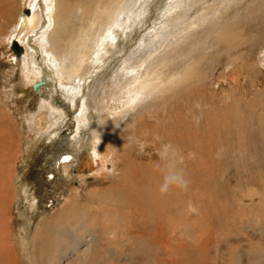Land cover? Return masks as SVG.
<instances>
[{
  "label": "rangeland",
  "instance_id": "374dc122",
  "mask_svg": "<svg viewBox=\"0 0 264 264\" xmlns=\"http://www.w3.org/2000/svg\"><path fill=\"white\" fill-rule=\"evenodd\" d=\"M14 1L3 2L6 8L11 7L13 17L0 14V199L4 205L0 212V264L8 263L2 256L8 247L17 260L14 264H33V254H42L44 264H264V0H235L221 15L219 23L238 15V24H229L240 31L244 41L242 47L235 48H243L239 62L227 53L225 45L212 47L214 28L209 22L197 27L188 40L179 42L170 55L178 64L173 69H179L192 44L201 42L196 45L194 58L209 53L197 77L203 79L196 86L176 88L164 97L147 99L130 119L128 115L119 117V123H124L122 133L111 150L116 164L111 167L107 161L101 166L105 170L91 175L83 164L88 158L87 150L77 154L67 142L75 128L77 109L59 91L57 72L52 73L50 86L44 84L41 90H31L36 79L26 72L31 69L32 58L19 43L23 51L16 62L13 41L6 43V35L17 24L16 10L24 7L25 0ZM167 1L170 0L148 1V20L122 48L110 46L112 58L108 53L105 65L91 69L84 91L98 84L100 92L104 84L113 82L117 63L128 57L135 42L142 40L145 50L150 49L146 33L159 22ZM202 1H207L204 5L216 2H199ZM79 15L70 25L80 23L76 18ZM47 29L49 33L53 27ZM67 30L70 32V27ZM27 44V51L29 46L38 48L34 39ZM170 46L155 51L151 66L166 57ZM34 55L37 61L41 59L37 53ZM241 65L247 69L244 75ZM232 67L236 69L225 77L226 86L213 82L216 74L227 75ZM210 68H215L213 74ZM230 78H236V85ZM224 92L227 95L223 96ZM91 97L90 115L96 121L97 100L92 94ZM47 102L62 112L60 119L53 117ZM85 133L76 136L83 140ZM65 156L70 159L63 160ZM66 165L68 176L62 171ZM170 165L182 170L187 187L171 184L162 193L159 189ZM81 177L84 181H80ZM67 196L71 199L69 206L65 205ZM31 202L35 203L33 209L29 207ZM119 240H124L125 246ZM138 251L142 252L140 256Z\"/></svg>",
  "mask_w": 264,
  "mask_h": 264
},
{
  "label": "bare ground",
  "instance_id": "6f19581e",
  "mask_svg": "<svg viewBox=\"0 0 264 264\" xmlns=\"http://www.w3.org/2000/svg\"><path fill=\"white\" fill-rule=\"evenodd\" d=\"M148 1L149 0H91L90 3H82L83 1L82 2L78 1L76 3H73V2L70 3L69 0H25L24 7H26L25 10L27 12L23 11L21 14L20 11H22V9L20 11H19V8L16 10V12L18 11L17 12L18 13L17 14V24L14 27L15 29L14 28H13L14 30L11 29L10 32L6 35L7 36L6 43L10 44L13 41L12 50H13V54L15 53L14 55H15L16 62H19L20 57H21L20 53H22L23 51L22 50L23 48L19 45V43L24 47L26 54H29L30 57L32 58V61L30 64L31 69H28V71L26 72L30 75V78L32 79L35 78L36 79L35 81L39 80L41 77L44 78V81L41 83V85L37 88L36 91L45 88V86H50L51 85L50 80H53L54 78L52 76V73L56 74L57 72L58 75L57 74L56 75L59 77L58 79L59 91L65 97H68L70 99V102L73 103L74 107L77 109L76 115H75V121H74L75 128L73 129L72 136L67 142L69 143L68 145H71L74 148L75 151L74 150L73 151L76 152L77 154L79 153V150H83V151L87 150L88 158L84 160L83 164H84V167L86 168L85 171L87 170V173L89 175L94 174L96 172L99 173L103 169V167L101 166H105L104 163L107 161H109L111 163L109 165L113 167L114 164L112 163H115L113 162L115 158L113 159L114 156H112V154H115V153H111V150L114 151L112 144L116 143L117 141L116 137H119L121 135L122 133L121 127L124 124V123H119V117L128 115V119H130L131 117H134L137 115V114L134 115L135 110L141 104H143L144 101H146L147 99L153 100L155 97L156 99L160 97H164L168 92L176 88L180 89V88H185V86H188V87L196 86L195 83L203 79V77H200V78H197V77H198V73H200V67L205 62V60L208 58L209 53L206 51L203 53V55L199 56L198 58H194V56L196 55V50H198L196 49V45L200 44L201 42L191 45L190 50L186 54L183 55L184 60L181 59L183 60V63L179 67V69L178 68L176 70L173 69V67L177 64V62H174V60L176 59L173 60L174 55L170 56L171 52L175 48H177V46L179 47V42L181 43V41L183 40L185 41L188 40L192 36L193 34L192 32L195 31L197 27H199L200 25H203L204 23L209 22L210 24L213 25V28H214L213 35L215 38V45L213 44L212 47L215 48L216 46L219 48L220 45L222 46L225 45L224 48H226L227 53L230 56L235 57L236 59L234 60L238 62L242 59V56L244 55V53L241 54V52L243 51V48L236 50L237 48L242 47L241 44L244 42L242 41L243 39L240 37V31L234 30L232 25L229 24V23L231 24L237 23L235 19L238 17V15H234L233 18L227 19L224 23H219L222 17L221 15L228 11V8L235 0H219V1L215 0L216 2L212 1L211 3L207 5H204V3H206L207 1L199 2L200 0H170L169 2L167 1V3L165 4L166 9H163L160 12L159 22L155 23L153 28L146 33V35L149 36V41L151 42L150 49L145 50L144 42L142 40H140L139 43L135 42L136 47L130 51V53L128 54V57L123 60H120L117 63L118 72H115L113 74L115 78L113 82L109 84L108 83L104 84L100 92L98 90L99 89L98 84L92 85L90 88L84 91V87L86 85L85 84L86 79L90 77L91 69L92 68L94 69L96 66L98 67L100 65H105L106 64L105 57L108 53L110 54V57L112 58L113 52H110L111 51L110 46L118 45V47L122 48L130 38L132 37L134 38L135 32L137 31V29L140 26H143L145 24V21L148 20L147 18ZM3 2L4 0L3 1L0 0V6L3 4ZM14 2L16 3V0ZM218 2L219 3L221 2V5H218ZM3 5L5 7L6 3ZM74 10H76L75 13L80 14L79 16L76 17V18H79V21H80L78 25H74V23L70 25L71 20L74 19V17L77 15V14L75 15ZM183 10H185L186 13ZM180 11H182L181 14L185 13V16L181 14L179 16L178 14ZM10 12H11V7H7V8L5 7L4 9L0 8V14L3 16L4 14H10L13 17V14H11ZM16 12L14 14H16ZM44 13L45 15H43ZM77 20L78 19H76V21ZM51 27H53V30L47 33V30H49L47 28H51ZM67 27H70L71 29L70 32H68ZM31 31H32V34L29 36V33ZM40 32H42V34ZM66 33H67V36L65 35ZM204 37L205 36H203V38ZM13 39L16 41H14ZM33 39L35 42H37L38 48H33V46H29L28 48L30 50L27 51L26 45L28 46L29 44L27 43L29 41H32ZM168 44L169 45L171 44V46L168 48L165 54L166 57L165 58L162 57L159 62H157L154 66H151L150 62L154 61L153 56L155 54V51L160 48L166 47ZM16 45L19 46L17 53L15 50ZM45 49H47L48 51H46ZM204 49L206 50V48ZM177 52L179 51L177 50ZM36 53L41 58L39 61L36 60V57L34 55ZM170 57H172V59H170ZM146 63L149 64V67L143 68ZM233 65H238V64H233ZM242 67H244V69ZM240 68L242 70L241 74L242 75L246 74L245 71L247 69L245 68V65H241ZM168 69L172 70V72H169ZM214 69L215 68H210L209 69L210 73L213 74ZM235 69H233V67L230 68L227 71L228 72L227 75H225L224 72L218 75L216 74L215 81L213 82L219 85L221 84L222 86H226L224 82L225 77L234 73ZM196 78L197 80H195ZM235 79L236 78H230L231 82L234 85H236ZM223 82L224 84H222ZM228 90H232V87H229ZM84 92L85 93L87 92V94H85ZM91 94L93 96V100L95 98L97 100V107H95L96 121L91 119V115H90L91 111L89 110V107L91 106L90 103L92 102ZM225 95L227 94L224 92L223 96ZM50 102L49 103L47 102V107L49 106L51 108L50 110L52 111V114L54 115L53 117L57 116L56 118L60 119L62 112H60L58 108L54 106L52 107L50 105ZM143 107L144 106H142V108ZM93 114L94 112H92V117H93ZM199 115L201 114L199 113ZM197 118H200V117H197ZM197 118H195L194 120H197ZM54 120L56 121V119ZM94 122L96 123L94 124ZM52 123L50 122L51 126L54 125V124L52 125ZM47 125H48V122H47ZM88 131L90 134L88 133ZM83 132L84 133L86 132L83 138L84 141L82 140V136L79 138L76 136L77 134L78 135L83 134ZM0 134H2L1 130H0ZM2 136L0 135V137ZM166 136H169V135H166ZM7 137H9L8 132H7ZM162 144H159V145H162ZM159 145H157V147ZM3 152H5V150ZM167 152L169 151H166V153ZM159 156L160 157L162 156V160H165L163 159V155H159ZM136 159L138 158L136 157ZM141 169L143 170V168ZM62 171L64 172V174L67 175L69 171L68 166L67 165L64 166ZM133 172L135 174V172H138V171H133ZM143 172L141 173L144 175ZM80 179H81L80 181H84L85 178L81 177ZM88 179H91V178L89 177ZM134 179H135V176H134ZM115 188L116 187H114V189ZM121 191H123V189ZM134 193H135V190H134ZM0 197H3V195H1ZM125 197H123L124 201H125ZM132 197H134V195ZM126 198H128V196ZM2 201L0 199V212L1 213H2L1 205L4 206L2 204L3 203ZM34 201H36V198L34 199ZM70 202H71V199L68 197L65 202V205H68V206L71 205ZM132 203L134 202L132 201ZM122 204L125 205V203H122ZM134 204H136V202ZM65 205H64V208H65ZM72 205L74 206L76 205V203H73ZM129 205H126V206H129ZM133 206L135 205H132V207ZM29 207H31L32 209L35 208V203L31 202ZM114 209L115 211L117 210L116 207ZM125 212L127 213V211ZM129 212H132V211H129ZM138 215L139 214H137V216ZM137 216L136 218L139 217ZM146 220L148 221L147 218ZM170 220L172 219L170 218ZM5 230H8V229H5ZM158 231H157V234H158ZM36 234L39 235L38 233ZM142 235L146 236V234H142ZM128 236L130 235L128 234ZM36 237L34 236L33 238V245L35 244ZM119 241L122 242L121 244H124L125 246V243H123L124 240L123 241L119 240ZM144 241L146 242V240ZM159 241L161 240L159 239ZM137 242L138 241H136L135 244ZM148 242L149 241H147V244ZM137 245L138 243L136 244V246ZM144 246L142 245V247ZM5 250H7V247L5 248ZM138 252H140L139 253V256H140L142 252L141 251H138ZM12 253L13 252H11L10 247H8V250L6 252H3L2 256H4L5 259L4 258L3 259L5 261L8 260L7 264H14L15 262H17V260L13 259L15 255L14 253L13 254ZM131 253H134L133 250ZM33 256L35 258L33 264H44L46 262V261L45 262L42 261V258L44 260V257L42 254L40 256H36L33 254Z\"/></svg>",
  "mask_w": 264,
  "mask_h": 264
},
{
  "label": "clouds",
  "instance_id": "9594fccd",
  "mask_svg": "<svg viewBox=\"0 0 264 264\" xmlns=\"http://www.w3.org/2000/svg\"><path fill=\"white\" fill-rule=\"evenodd\" d=\"M187 183V180L184 179L182 170L177 171L174 165H170L159 190L163 193L168 191L169 185L171 184L187 187Z\"/></svg>",
  "mask_w": 264,
  "mask_h": 264
},
{
  "label": "water",
  "instance_id": "95a60500",
  "mask_svg": "<svg viewBox=\"0 0 264 264\" xmlns=\"http://www.w3.org/2000/svg\"><path fill=\"white\" fill-rule=\"evenodd\" d=\"M25 9H26V7L22 8V12H23V11L27 12ZM17 46H18V45L15 46L16 53L18 52V49H19V46H18V47H17ZM43 81H44V78L41 77L39 80L32 82V83H31V89H32L33 91H36L37 88L41 85V83H42Z\"/></svg>",
  "mask_w": 264,
  "mask_h": 264
},
{
  "label": "snow or ice",
  "instance_id": "6c2138e0",
  "mask_svg": "<svg viewBox=\"0 0 264 264\" xmlns=\"http://www.w3.org/2000/svg\"><path fill=\"white\" fill-rule=\"evenodd\" d=\"M68 159H70V157H68V156L63 157V160H65V161H67Z\"/></svg>",
  "mask_w": 264,
  "mask_h": 264
}]
</instances>
